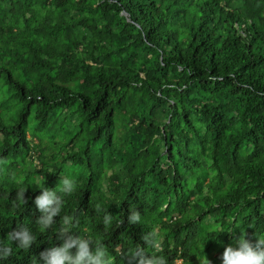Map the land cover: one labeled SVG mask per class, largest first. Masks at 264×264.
<instances>
[{
  "label": "trees",
  "instance_id": "obj_1",
  "mask_svg": "<svg viewBox=\"0 0 264 264\" xmlns=\"http://www.w3.org/2000/svg\"><path fill=\"white\" fill-rule=\"evenodd\" d=\"M0 161V239L36 235L0 264L63 242L34 198L66 174L61 216L115 264L153 229L169 264H221L220 229L264 235V0H0Z\"/></svg>",
  "mask_w": 264,
  "mask_h": 264
},
{
  "label": "clouds",
  "instance_id": "obj_2",
  "mask_svg": "<svg viewBox=\"0 0 264 264\" xmlns=\"http://www.w3.org/2000/svg\"><path fill=\"white\" fill-rule=\"evenodd\" d=\"M3 161H0L2 163ZM40 194L34 198V204L40 212V216L36 219V224L42 229H52L53 233H57V239L63 242L59 246H52L40 253V257L44 264H115L116 256L120 255L116 251V246L111 249L103 242V240L90 233L78 232V235L72 230V217L65 214L61 216L64 210L66 198L71 196L78 188L77 179L66 174L59 177L56 187L50 188L42 185ZM24 190L17 192V200L23 199ZM119 204V201H115ZM59 216L62 220V226L58 229L54 226L57 220L54 218ZM129 224H140L142 222L141 212L136 210L135 206L130 207L128 214ZM114 216L105 211L103 224L105 229H109L113 225ZM120 223V221H117ZM222 232L231 233L233 235L232 243L224 247L221 264H264V235L256 236L255 243L245 238V232L237 235V230L220 229ZM142 240L146 247L136 245L127 249L126 255L135 259V264H169L168 258L163 254L162 237L155 230L143 233ZM36 241V235L32 229L26 224H20L15 229L9 231L3 239H0V261L6 259L12 254L13 246L19 249L29 250ZM75 249V251H72ZM33 264H37L36 259ZM176 264H178L176 262ZM203 264H211L204 258Z\"/></svg>",
  "mask_w": 264,
  "mask_h": 264
},
{
  "label": "rangeland",
  "instance_id": "obj_3",
  "mask_svg": "<svg viewBox=\"0 0 264 264\" xmlns=\"http://www.w3.org/2000/svg\"><path fill=\"white\" fill-rule=\"evenodd\" d=\"M29 133V135L31 136L32 135V132L31 131H29L28 132ZM33 133H35V131L33 132ZM32 142L33 143H37V138L34 136V137H32ZM39 147H41V148H43L44 149V156H47V155H50V153L52 152V151H56V146H54V147H52L50 150H46L45 148H46V146H44L43 144L42 145H40ZM39 147H37V149H39ZM34 163H38V161L37 160H35L34 161ZM38 165V164H37ZM8 169H12V171L13 172H15V171H17L14 167H12V166H7V165H5ZM26 168H30V165H26ZM48 170H51L50 168H48ZM96 193H97V191H96ZM168 206H170V208H172V210L174 209V205H173V202L171 201V202H168V203H165V204H163L162 205V207H163V210H162V214H164L165 213V215H164V218H166V216L168 217V213L170 212V209H169V207ZM177 263H179V261H177Z\"/></svg>",
  "mask_w": 264,
  "mask_h": 264
}]
</instances>
